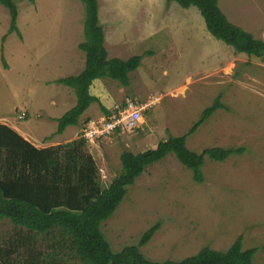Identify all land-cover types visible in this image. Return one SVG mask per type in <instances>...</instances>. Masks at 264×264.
Wrapping results in <instances>:
<instances>
[{"label":"rangeland","instance_id":"374dc122","mask_svg":"<svg viewBox=\"0 0 264 264\" xmlns=\"http://www.w3.org/2000/svg\"><path fill=\"white\" fill-rule=\"evenodd\" d=\"M16 3L21 36L10 33L9 11L0 5V123L20 135L31 130L37 140L52 138L54 146L66 144L70 133L56 134L58 121L35 120L75 106L74 91L46 81L74 75L69 57L76 58L73 51L84 41L85 7L81 0ZM219 6L232 23L264 41V0H219ZM99 17L112 57L144 55L128 88L102 75L91 90L113 114L129 98L142 115L134 129L88 142L104 187L121 172L123 151L140 153L170 135L183 136L218 96L226 108L190 136L187 147L197 153L245 149L222 164L207 161L201 184L174 155L148 167L102 225L112 249L138 245L159 224L141 248L149 260L180 261L206 246L226 251L241 237L244 249H258L254 264H264V59L237 53L208 32L198 9L167 0H99ZM63 90L65 101L50 105ZM93 106V119L101 118L99 104ZM27 234L0 220V248L10 251H2L0 264H25L21 239Z\"/></svg>","mask_w":264,"mask_h":264},{"label":"trees","instance_id":"16d2710c","mask_svg":"<svg viewBox=\"0 0 264 264\" xmlns=\"http://www.w3.org/2000/svg\"><path fill=\"white\" fill-rule=\"evenodd\" d=\"M16 1L0 0V5L9 11L10 33L21 36ZM81 1L85 7L84 41L78 47L86 54V66L80 74L57 81L72 89L77 99L75 106L57 120L58 135L68 127L79 126L92 104H99L102 113L110 116L111 110L91 94L94 81L105 75L128 88L130 74L141 66L144 56L109 58L99 0ZM167 2L183 9H198L215 39L239 54L264 59V41L232 23L221 10L219 0ZM4 65L8 69L6 62ZM221 99L218 96L183 136L170 135L156 148L140 153L123 151L121 172L108 187L103 186L97 162L81 135L66 144L37 148L13 128L0 123V220H9L28 232L27 238L21 239L26 241L21 245L25 264H254L258 249H244L241 237L226 251L206 246L183 260L159 262L147 259L141 251L158 232L159 224L147 230L138 245L126 246L119 252L112 249L102 231V225L113 217L129 188L148 167L168 155H174L201 184L205 181L202 167L207 161L222 164L245 152L244 148L212 147L197 153L187 147V139L216 111L226 108ZM2 251L10 252L0 248V255Z\"/></svg>","mask_w":264,"mask_h":264},{"label":"crops","instance_id":"0c3cea01","mask_svg":"<svg viewBox=\"0 0 264 264\" xmlns=\"http://www.w3.org/2000/svg\"><path fill=\"white\" fill-rule=\"evenodd\" d=\"M79 30V29H78ZM81 37H82V35H81ZM82 42V39H80V41H79V44ZM105 47H106V49H107V51H108V54H109V58H111V59H113V58H118V59H122L121 57H118L117 55H115L116 57H112L113 55L112 54H116V53H114V52H112L111 50H110V48L107 46V41H106V37H105ZM76 50H74L73 51V55H75V59H72V54L70 55V57H69V60H70V65H71V68L72 69H74V70H76L73 74L74 75H72V76H75V75H78V74H80L84 69H85V66H86V54L83 52V51H81V50H79V48H78V46H77V48H75ZM76 51V52H75ZM112 52V53H111ZM85 55V56H84ZM130 59V58H129ZM79 61V64H78V62H76V61ZM122 60H128V59H122ZM77 64V65H76ZM140 67H142L143 68V63H142V65L140 66ZM139 67V68H140ZM140 72V71H139ZM134 73V72H133ZM132 74V73H131ZM130 74V75H131ZM71 76V75H70ZM64 78V77H63ZM62 77H59V78H56V79H52V80H48V81H46V82H49V83H54L55 81H58V80H60V79H63ZM66 78V77H65ZM130 79H131V77H130ZM95 83V82H94ZM94 83H93V85H92V87H91V90L93 89V87H94ZM67 89H69L70 91H73L72 89H70V88H67ZM65 91L66 90H63L62 91V94H61V96H57V97H55V98H51L50 100H49V102H50V105H53V106H57V105H59L60 104V102H63V101H65L64 100V93H65ZM92 94V93H91ZM93 95V94H92ZM95 96V95H94ZM127 101H131L129 98L127 99ZM73 102H74V100H73ZM75 103V102H74ZM64 104V103H63ZM76 104V103H75ZM96 104V103H95ZM94 104H92L91 105V107L84 113V115L81 117V121H80V125L79 126H74L75 128H72V127H68L65 131H64V133L63 134H60L59 136H67L69 133H70V135H69V137H67L66 139H64L65 140V143H68V142H71V141H73V140H76L79 136H80V133L83 131V129L84 128H82L81 126H82V123H86L87 121H89L90 119H93L94 118V116H97V112H95V109L93 108L94 106H93ZM93 111V112H92ZM103 114V113H102ZM27 115V118H29V115H28V113L26 114ZM63 115H61V116H52V115H47L46 117H42V116H38V118L35 120V122H38L39 120H40V118H43V119H45V118H47L48 120V122H53V123H57L56 121L59 119V118H61ZM84 127H85V125H84ZM71 129H75L74 131H71ZM70 131V132H69ZM67 132H68V134H67ZM22 136L25 138V139H27L30 143H32L34 146H36L37 148H48V147H51V146H54V145H52V144H49L48 143V141H50V139H52V138H49V137H43L42 138V140H37L36 138H35V136L32 134V131L31 130H26V133H22ZM63 143V142H62ZM61 142H55V145L57 146V145H60V144H62Z\"/></svg>","mask_w":264,"mask_h":264},{"label":"built area","instance_id":"2783aa9c","mask_svg":"<svg viewBox=\"0 0 264 264\" xmlns=\"http://www.w3.org/2000/svg\"><path fill=\"white\" fill-rule=\"evenodd\" d=\"M125 108L110 116L103 115L101 118L89 120L83 130V138L89 143L96 140L109 138L120 130H132L137 127L141 120V110L134 105L133 101H127Z\"/></svg>","mask_w":264,"mask_h":264},{"label":"clouds","instance_id":"9594fccd","mask_svg":"<svg viewBox=\"0 0 264 264\" xmlns=\"http://www.w3.org/2000/svg\"><path fill=\"white\" fill-rule=\"evenodd\" d=\"M103 115H104V114H103ZM90 120H91V119H90ZM87 122H88V121H87ZM87 122H86V123H87ZM86 123H85V124H86ZM84 128H85V127H84ZM83 130H84V129H83ZM81 136H83V131H82V135H81Z\"/></svg>","mask_w":264,"mask_h":264}]
</instances>
